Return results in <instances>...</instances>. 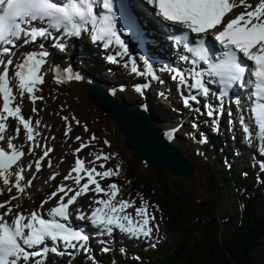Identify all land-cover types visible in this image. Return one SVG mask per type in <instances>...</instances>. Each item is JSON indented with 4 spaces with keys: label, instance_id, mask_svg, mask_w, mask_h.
Instances as JSON below:
<instances>
[{
    "label": "snow or ice",
    "instance_id": "obj_1",
    "mask_svg": "<svg viewBox=\"0 0 264 264\" xmlns=\"http://www.w3.org/2000/svg\"><path fill=\"white\" fill-rule=\"evenodd\" d=\"M146 2L157 9V15L164 21L181 25L193 33L200 34L206 33L210 29H217L215 38L227 51L218 61L211 63L209 69L210 74L218 77L225 89L240 80L241 74L245 71V68L238 62L237 52L243 53L254 63L255 68L252 75L256 81V104L253 111L260 138L264 140V0H257L255 6L249 0H146ZM95 3L96 0H62V2H56V0H0V68H2L0 71V94L3 96V106L0 111V142L8 140L6 148L0 146V179L3 184L13 185L20 192L24 191L21 181L25 180V169L19 162L26 152L23 150V145L17 146L12 141L19 137L23 129L27 141L30 142L29 147H32L34 151V133L40 122L36 121L33 124L31 118L26 119L22 114L21 105L15 102L16 96L10 85L9 71L14 66L13 76L18 80L20 99L23 100L24 94L27 93L30 95L31 101L35 103L37 99H43V97L36 96L35 93L38 90L37 85L44 83L41 69L46 63L43 57H46L48 53L43 52L39 57L30 53L22 62L14 64L12 56L16 41L20 40L22 36L25 37L24 43L51 36V32L47 28L30 27L34 21L45 22L50 29L56 31L63 30L66 36H78L86 25L91 24L95 30L94 39L96 41L102 42L105 48L115 44L122 49V52H117V56L127 55V45L115 26V13L113 12L110 16L98 17L94 12ZM104 7L111 11L112 0H107ZM235 8L244 10L225 20V17ZM220 25L223 27L218 28ZM175 39L179 44H186V34ZM59 46L64 47L63 44ZM191 51L196 52L202 58L207 56L203 41H200L198 48L191 49ZM109 59L113 63L117 62L116 56H110ZM185 59L187 58L185 57ZM144 65V69L141 70L133 60L131 71L159 79L156 69L147 59L144 60ZM191 76L195 79L194 84L189 87L194 88L201 95H207L208 88L203 82V73L194 72ZM188 78L182 72H176L174 76V79H179L181 83H186ZM56 79L57 82H64L60 75H57ZM67 79L80 80L82 77L75 74L68 75ZM140 90L137 89V91ZM224 95H227L226 91ZM190 99L196 101L197 96L192 95ZM185 103L188 104L189 99H185ZM32 111L35 112L36 109L33 108ZM213 114L212 110L208 111L209 116ZM9 118L17 120L19 126L14 128L11 137H6ZM64 119L68 118L64 117ZM245 131L247 132L248 129L245 128ZM80 139L77 137V140ZM92 139L95 140L96 137L93 136ZM84 147H88V145L82 144L81 148ZM81 148H78L77 152ZM49 151L51 149H46L43 156L47 157ZM110 158L107 154L95 156V160L106 161ZM90 163H95V161ZM28 167L31 168V165ZM35 167L39 170L40 163L37 162ZM99 167L104 168L105 165L100 164ZM72 171L77 175L72 177L69 174L65 179H74L78 187L66 190L64 185L60 186L59 191L63 192L65 196H68L69 192L74 194L68 197L67 202L61 197L57 206L49 210L48 215L53 219H44L36 212L31 213L30 217L18 213L15 220L9 223L5 217L11 214V209L7 208L5 204H0V208L6 209L3 214H0V264H28L30 260L33 261V264H43L41 259L34 258L45 257L49 252H58V245L61 242L65 248H84L89 237L72 229L67 224L61 223L56 217L67 221L70 218L69 207L76 202L80 195L89 190L98 194L104 193L108 197L95 201L102 207L95 208L90 217L94 224L107 232L111 233L116 228L131 236L147 237L152 235L154 227H158L150 225V221L155 220V216L148 214L147 203L135 208L136 218H134L126 212L128 208L135 207L134 202L116 199L119 191L118 185L112 183L104 188L96 179L97 176L104 179L118 175V169L98 172L96 167L85 168L84 160L77 158L76 167ZM82 171L87 176V182L83 184H81V180L84 177L79 175ZM90 185H95V187L90 188ZM56 195L57 193L52 194L53 197ZM141 216L144 217L142 223L139 219ZM81 218H85L83 213ZM48 241L57 246L49 248ZM38 246L43 247L37 251H28V249Z\"/></svg>",
    "mask_w": 264,
    "mask_h": 264
},
{
    "label": "rangeland",
    "instance_id": "obj_2",
    "mask_svg": "<svg viewBox=\"0 0 264 264\" xmlns=\"http://www.w3.org/2000/svg\"><path fill=\"white\" fill-rule=\"evenodd\" d=\"M98 49L93 46V52H97ZM97 56L94 57V61L92 63V66L87 58H81L82 63L80 64H75L72 59L74 57L70 58L69 61V52L67 51L64 54H67L64 56L59 54V58H63L66 66H69L72 64V66L75 69L81 70V72H87V74L90 77H93L94 80H100L103 79L102 86L107 88L111 86V88H118V85L126 83L127 87L131 85V88H133L135 81L138 79L134 75H130L128 72V67H111L108 66L102 60L101 53L97 52ZM90 56H93L92 53ZM118 62V61H117ZM126 62V61H124ZM88 64V65H87ZM87 67H86V66ZM47 67V65H46ZM50 68V67H49ZM84 69V70H83ZM48 70V69H47ZM78 70V71H79ZM111 71H114V73H110ZM51 74L55 73H60L63 75V71L56 65H52L50 68ZM80 72V73H81ZM107 74H112L114 75L115 78H110L107 76ZM111 75V76H112ZM118 77V79H117ZM111 79H115L114 82H111ZM114 83V84H113ZM92 84V83H91ZM90 85V83H87L83 86H81L79 89L81 90L80 93H77L76 95H67L64 99H60L57 97H52L50 98L46 103L45 107H49V111L47 114L41 113L40 108L42 106L41 102H30L31 98L30 95L25 94L23 97V100L20 99V90L18 88V85L13 86V93L15 94L16 98H18L20 105H22V112L28 114L34 121H39L41 122V125H44V131L42 132L43 135H45L46 140L44 138V141L47 143L45 148L51 149L53 146L55 147L54 153L51 155V157L54 160V163H51V172H58L61 171L63 172V175L65 171L72 165V151L76 148V146L80 143L85 141H88L91 143V147L86 150L82 155L86 157V159L93 160L96 155H103L107 154L111 158L107 160L108 167L107 169H113L119 170V174L112 176L110 179L112 180L115 177H119L116 181L120 184V190L123 193V197L130 200V201H135L137 203V206L144 205L147 203V211L149 215H152L151 212H153L155 216V224L153 226H158V223L161 222V216L160 214V209H159V197L158 194L159 192V180L156 179V177L152 174L155 168L147 166L145 162L140 163L139 161L136 160L135 154L131 153L125 146H124V139L120 131L118 130L117 126L108 118L106 117L89 99L86 94V87ZM116 86V88L114 87ZM151 85H148L147 88H144L143 95H140L138 99H136V96L129 94L126 92L127 96L121 97L123 99H126V101H129V103H135V105L138 104H147L149 107L151 106L152 112L157 116V122L159 126L161 127V130H168L171 129L173 130V135L174 138L173 144L175 145L176 148H178L185 156L187 159H189L191 162H196L198 164H202L205 161H210V163L213 165V167L216 169V173L220 180L223 182V179L228 178V185L224 187V192L221 193L220 196H216L214 193L211 191H207L206 194H208V197L205 198L206 206L210 207V203H212V206H214V211L216 215L218 216L219 220L221 223H224L227 218H238L240 217V203H238L239 199V193L237 192L236 196V191L235 187L233 186L232 182V177L231 175H228V169L229 165L231 163L230 158L232 159H237L239 161L241 155L237 154L235 152H227L226 150V144L231 143V139L228 136L229 133H221V135H216V134H211L212 132V125L210 124H205L204 126H200V128L195 129L191 126V121L193 118L188 115L180 116V111L177 106L173 107L174 109H169L171 106L169 101L171 103L177 100V98L174 97V95H164V94H159L157 89H153L151 92L148 91V88ZM140 91L139 93L143 90L141 86L138 84L136 85ZM129 88V87H128ZM113 93L115 90H112ZM150 93L147 95V100L144 101V92ZM124 95V94H123ZM158 95V97H156ZM131 98H134V100L130 101ZM64 102H63V101ZM41 101V100H40ZM52 101V102H51ZM179 102V99L177 100ZM17 102V99L15 101ZM54 102V103H53ZM33 103V104H32ZM51 104V105H50ZM35 107L38 110L39 114H32V108ZM171 115H170V114ZM41 114V115H40ZM44 115V116H43ZM64 117H67L68 119L65 120ZM27 118V119H28ZM182 120L186 121V125L184 123H179ZM79 121V123H77ZM13 122L15 123V126H17V121L13 119ZM176 123L181 124L175 125ZM196 125H201L202 123L199 121V119H196L195 122ZM226 124V122H225ZM19 126V124H18ZM175 126L178 130H174ZM70 131L71 134L70 136H63L64 134H67V132ZM87 128V130H85ZM73 129V130H72ZM54 130V131H53ZM64 130L65 133H64ZM163 131V132H164ZM176 131H178L176 133ZM203 132H207L210 137V139L216 143L217 145L221 146L223 148L224 156L222 157L220 155V159L222 163L219 162L218 159H216L215 152L216 149H208L207 145L204 146V144L199 142V133L203 135ZM215 135V136H213ZM83 136V141H80L77 143L75 138L77 137H82ZM95 136L96 139L93 140L92 137ZM224 142H223V141ZM107 141L108 143H104ZM202 145V146H201ZM230 149L232 147L230 146ZM45 150V149H43ZM40 151L39 156L41 154ZM214 152V153H213ZM220 153V152H219ZM192 157H190L189 155ZM243 155V154H242ZM245 155L247 157L250 156L249 150L245 151ZM71 157V158H69ZM40 158V157H39ZM42 158V157H41ZM43 159V158H42ZM247 159V158H246ZM254 159L253 155L249 157L247 160H243V165L247 167V173L250 175V177H254L256 180L261 178V175L256 171L257 167H255L254 162L251 160ZM45 161V160H44ZM255 161V160H254ZM264 162V159H262ZM97 163L99 164H104L105 165V160H97ZM260 163V162H259ZM133 165L136 170L137 175H143V178H146V182H143L147 188H149V192L147 194V197H139V196H129L126 194V171L128 170L129 166ZM239 164H237L238 166ZM244 168L242 165L238 166L237 168ZM237 168L235 169V173H237ZM45 172L39 173L38 177H36L35 184L33 185L32 189H26L24 188V192H32L34 190L35 186H43L41 181H39V178H42L43 175L48 174V170L45 169ZM166 175H161L159 179L165 178L167 179V182L173 183L174 180H182L179 178L174 177L170 173L164 172ZM238 174V173H237ZM255 174V176L253 175ZM239 175V174H238ZM100 178V177H99ZM230 179V181H229ZM101 180V178H100ZM185 181V180H182ZM253 181V180H252ZM22 182V181H21ZM40 182V183H39ZM232 182V183H231ZM25 183H28L25 181ZM187 183H191L187 181ZM198 183V182H196ZM224 183V182H223ZM193 184H191L192 186ZM254 187L250 188L251 192H262L263 187H258L256 183L253 182ZM187 187L189 185H186ZM0 191L3 190V196H1L0 201H6L10 196H13V191L9 190L7 187H2L0 186ZM9 187V186H8ZM258 187V188H257ZM189 188V187H188ZM12 189V187H11ZM198 190V193L202 192V188H197L196 191ZM152 191V192H151ZM155 192V193H154ZM205 192V191H204ZM42 193V192H41ZM194 193V192H193ZM161 194V193H160ZM134 195L136 193L134 192ZM39 198L36 196H25L23 195V199L26 200L27 202H31L34 199H41V194H39ZM21 197V198H22ZM190 198V196L188 195ZM191 200V199H190ZM193 201V200H192ZM201 200L194 199V203H198ZM239 204V205H238ZM47 205V204H46ZM255 210V215H261L264 211V198L262 197V202L258 205H255L254 207ZM158 227H154V229L157 230ZM194 229H197L191 222H186L183 221L181 224V231L187 233L189 236H193L194 234ZM197 232H195L196 234ZM179 235V231L175 234V236ZM256 260H258L260 263H264V238H263V243L262 246L259 247V250L257 251V257ZM51 262V261H50ZM49 262V263H50ZM64 261H54L52 264H61ZM77 262V260H75ZM73 263V262H71Z\"/></svg>",
    "mask_w": 264,
    "mask_h": 264
},
{
    "label": "trees",
    "instance_id": "obj_3",
    "mask_svg": "<svg viewBox=\"0 0 264 264\" xmlns=\"http://www.w3.org/2000/svg\"><path fill=\"white\" fill-rule=\"evenodd\" d=\"M215 155L220 160L217 151ZM183 156L187 159L185 154ZM135 158L141 163L139 158ZM191 164L196 173V181L192 183L177 179L173 183L167 182L165 178L159 179L166 173L152 169V174L159 180V206L164 211L162 216L165 217H162L163 238L159 241V245H162L152 251L140 250L137 259L118 255L114 264H264L256 260L257 251L264 238V211L261 215H255L252 208L262 202L264 195L248 189L246 185L249 179H241L242 171H237L239 175L232 171L227 172L239 193L238 201L242 210L240 217H230L222 224L212 203L208 207L204 202L208 197L204 190L211 191L216 196L224 192V185L217 178L216 169L206 162ZM135 169L137 168L131 165L126 171L127 190L133 194L135 192L147 195L149 188L143 183L147 179L143 175H137ZM224 180L227 185L228 179ZM195 187L200 190L202 188L200 195L194 192ZM194 199L201 201L196 204ZM183 221L191 222L197 228L193 230L192 237L180 230ZM177 231L179 235L175 236ZM91 263L86 261L77 264Z\"/></svg>",
    "mask_w": 264,
    "mask_h": 264
},
{
    "label": "bare ground",
    "instance_id": "obj_4",
    "mask_svg": "<svg viewBox=\"0 0 264 264\" xmlns=\"http://www.w3.org/2000/svg\"><path fill=\"white\" fill-rule=\"evenodd\" d=\"M139 5H140V3L137 0H134L133 3H132V6H133V9H134L135 13L139 16V19L142 22V25H143L142 29L143 30H154V34H152L153 35L152 38H155L157 40V43L161 42L162 41V37H161L162 34L160 32V27L159 26H163L164 22H161L160 19H158V17L156 16V13L152 9L149 10V13L147 14V11L143 12L141 9L138 8ZM52 43H53V45H55L53 41H52ZM82 43L85 44L86 42L83 41ZM156 44L149 46L151 52L155 56H162V54H159L158 50H162L163 52L167 53L165 47H162V46L156 45ZM50 45H51V43L47 44L46 42H42V44H41V46H46L45 50L48 53V55L46 57H43V59H45L46 63L42 66V69H41V71L43 73L44 83L40 84V85H37L38 90L35 93L36 96L43 97V99H37L35 102L39 101V102L42 103L40 111H41V113H45V114H47L48 111H49V107H45V103L50 98L57 97V98H60V99H64L69 94L70 95L71 94L72 95H76L77 93H80L81 90L79 88L81 86L87 84V83H90V85H93L91 83H98V84H101V86H102V83H103V79L94 80V78L90 77L87 74V72H81V70L75 69L72 66V64H70L69 66H66L65 63H63V61L65 62V60L63 58L62 59L59 58L60 57L59 56L60 53H58L56 50L55 51H51L50 47H53V46H50ZM93 46H94L93 44H91L89 46V43H88L85 46H82L81 48H78L77 52L75 51V49L73 50V47L69 46L66 49L65 53L68 51L69 52V55H68L69 61H70L71 57H74L72 59V61L75 64H77V65L82 63V59L81 58H87L89 60L90 64H91V66H92V63H93L94 60L92 61L90 59L96 57L97 54H98V53L96 55L92 54L93 56H91L90 59L88 58V56L91 55L90 52H89V48H91V52H92L93 51ZM111 47H115V48H110V49L108 48L106 50H103V49L99 48V50L97 52H99V53L102 52L103 54L106 55V57L116 56V60L118 62H120V59L123 58L124 55H122V56H117L116 55L117 52H118L119 46L114 44ZM13 52H14V55L12 56V59L14 60V64L22 62V60L26 57V55L29 54L27 49L23 48V47H16L15 49H13ZM128 52H133V53L137 54L140 57L138 61H135V64H136L137 67H139L141 70H143L144 67H145L144 60L141 58V53L142 52L137 47V45H134L133 48L128 49ZM41 53L42 52H40L37 56H40ZM61 55H63V53H61ZM65 55L67 57V54H64V56ZM72 61H70V62L72 63ZM46 65H47V67H46ZM52 65L58 66L63 71V75L60 74V73H55V74L52 75L51 72H50V68L52 67ZM123 66L124 67H128L129 74L130 75L132 74V75L136 76V78L138 79L137 81H135V84H134L133 88H131V85L128 86L129 88L126 87L125 91L128 92L129 94H132V95L135 94L137 92V89H138V87H136V85L137 84H142V86L144 88H147V85H152L153 88H155V89L160 91L159 94H164V95H167V96L171 95L170 92L165 91L166 81H165V78H164V76H163V74L161 72L159 73V79H153L150 76L140 75L138 73L132 72L131 71L132 62H129V63L124 62ZM160 70L161 69H159L157 67L156 68V74ZM13 72H14V66L9 71L10 85L12 87L14 85H18V80L16 78H14ZM75 74H78L79 76H81L82 79H80V80H75V79L69 80V79H67L68 75H75ZM57 75H60L63 78L64 82H57V79H56ZM117 79H118V77H117ZM153 81H155V82H153ZM90 85H88V86H90ZM87 87H86V94L88 96ZM103 88H105V87H103ZM107 92H109V91L107 90ZM241 93L242 92L238 93L235 97H238L239 95H242L243 98L245 99L246 95L241 94ZM25 94H27V93H25ZM27 95H29V94H27ZM113 95L118 100L123 99V98H121L122 96L123 97L127 96V94L123 95L121 93V91L119 90V88L114 91ZM134 96H136V99L139 98V96H137V95H134ZM183 96L187 99V98H190L192 96V93H187L186 92ZM156 97H158V95H156ZM174 97L177 98V100H178V96L174 95ZM16 99H17V102L19 103L18 98H16ZM88 99H89V96H88ZM123 100L126 101V99H123ZM132 100H134V98H131L130 101H132ZM177 100L175 99L174 102H178ZM30 102H32V101H30ZM127 102H129V101H127ZM182 104L183 105L181 107H182L183 110H187L189 108H193L194 107V103H190L189 102L188 104H186L185 102H183ZM132 105L136 106L135 103H132ZM21 107H22V105H21ZM33 108H35V107H33ZM35 109H36L35 112L32 111L33 114H39V112H38L39 109H37V108H35ZM22 114L24 115L23 112H22ZM242 114H243V112H242ZM24 116H25L26 119L28 117H30L26 113H25ZM31 120L33 121V124H35L36 121H34L33 119H31ZM203 122L205 124L208 121L203 119ZM7 123L9 125V127H8V129H7L6 133H5V136L6 137H11L13 135L14 128L18 126V121H17V126H15V123L13 122V119H11V118L8 119ZM40 123H39L38 126H36V131L34 133V135H35V145H39V146L36 147L34 145V147H35L34 151H33L32 147H29V143L30 142L27 141L26 133L24 132L23 129L21 130V133L19 134V137L12 141V143L16 144L17 146L23 145L25 147L26 155L24 156L23 160L21 162H19V163L25 169V171H24L25 180L22 181L21 184H22V186H24V188L26 187V189H28V188L32 189L33 185L35 184V182H37L36 181V177H38L39 172H36V170H35V166H36L35 162H39V163L40 162L41 163L44 162V159H42L41 157L39 158V153H40V151H42V149H45V150L47 149V147L45 148L47 143L44 141V138L46 140V137H45V135L42 134V132L44 131V125H41ZM156 125L159 128L158 123H156ZM221 126L223 127V118L222 117L219 118V127H221ZM225 127H226V129H228L227 126H225ZM174 130H178V129L175 127ZM235 131H237V127H236ZM177 132L178 131H176V133ZM166 133H167V135L169 137H171V139L174 138L173 130L171 131V129H168V130H166ZM240 134H241L240 132H232V134L229 135V137L231 139V143L230 144H228V143L226 144V150H227L228 153L229 152H235V153L238 152V154L241 155V157L239 159V165L238 166L242 165L244 168H242V167L241 168H237V171L244 172L247 169V167L245 165H243L242 162H243V160H247V159H249L250 156L254 155V152L250 148L245 147V145L243 144L242 137H241ZM7 143H8V140L6 139L5 141L0 142V146H3V147L6 148L7 147ZM230 146L232 147V149H230ZM218 147H220V146L218 145ZM45 150H43V151H45ZM246 150H249V152H250V156L249 157H247L245 155V151ZM50 152H52V148H51ZM43 153L44 152H42V154ZM230 160H234V159L230 158ZM29 165H31V168L28 167ZM262 166L264 167V163H262ZM17 171H18V169H17ZM41 171H43V170H41ZM25 181H27L28 183H25ZM29 181H30V183H29ZM1 185H2V187L5 186L7 188H11V187H12V189L15 188L13 185H5V184H3L2 179H0V186ZM117 198H119L118 195H117Z\"/></svg>",
    "mask_w": 264,
    "mask_h": 264
},
{
    "label": "water",
    "instance_id": "obj_5",
    "mask_svg": "<svg viewBox=\"0 0 264 264\" xmlns=\"http://www.w3.org/2000/svg\"><path fill=\"white\" fill-rule=\"evenodd\" d=\"M87 93L90 101L117 126L123 135L124 146L131 153L176 178L196 179L190 162L159 130L149 111L123 99L118 100L97 84L88 86Z\"/></svg>",
    "mask_w": 264,
    "mask_h": 264
}]
</instances>
